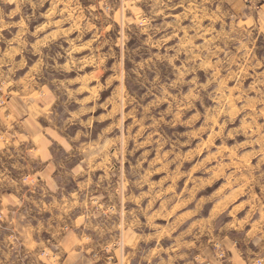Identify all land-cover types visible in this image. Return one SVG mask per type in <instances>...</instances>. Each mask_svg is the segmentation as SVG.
I'll list each match as a JSON object with an SVG mask.
<instances>
[{
  "label": "rangeland",
  "instance_id": "obj_1",
  "mask_svg": "<svg viewBox=\"0 0 264 264\" xmlns=\"http://www.w3.org/2000/svg\"><path fill=\"white\" fill-rule=\"evenodd\" d=\"M0 3V78L50 86L58 122L104 150L63 212L150 228L152 242L175 232L200 246L210 229L218 260L225 235L264 257V0ZM103 237L112 246L93 257L108 262L120 235Z\"/></svg>",
  "mask_w": 264,
  "mask_h": 264
},
{
  "label": "crops",
  "instance_id": "obj_2",
  "mask_svg": "<svg viewBox=\"0 0 264 264\" xmlns=\"http://www.w3.org/2000/svg\"><path fill=\"white\" fill-rule=\"evenodd\" d=\"M13 6L16 10L18 4ZM1 12L0 30H4L8 13ZM3 69L15 75L13 63H6ZM29 87H22V78H3V74L0 78V165L5 166L4 170L0 168V264H51L40 251L49 255L55 248L60 254L55 264H255L258 258L250 256L249 245L241 242L238 246L230 235L221 240L227 257L218 260L210 244L214 240L210 229L208 239L200 246L199 236L184 243L183 233L175 232L152 242L150 228L88 225L80 211L63 212L76 207L67 188L75 183L80 186L88 169L104 165L98 162L104 150L81 141L77 133L71 134L70 123L58 122L56 98L50 86L39 87L31 82ZM10 142L15 150L4 149ZM94 161L97 164L92 166ZM5 168L14 172V177ZM67 218H73L69 226L63 223ZM251 229L246 231L245 241L258 243L256 232L261 229L258 225ZM107 235L112 236L111 240L114 236L120 238L111 249L109 261L103 262L104 258L96 259L93 254L103 251L109 241L103 236ZM56 236L55 244H49V238Z\"/></svg>",
  "mask_w": 264,
  "mask_h": 264
},
{
  "label": "built area",
  "instance_id": "obj_3",
  "mask_svg": "<svg viewBox=\"0 0 264 264\" xmlns=\"http://www.w3.org/2000/svg\"><path fill=\"white\" fill-rule=\"evenodd\" d=\"M255 264H264V257L258 258Z\"/></svg>",
  "mask_w": 264,
  "mask_h": 264
}]
</instances>
